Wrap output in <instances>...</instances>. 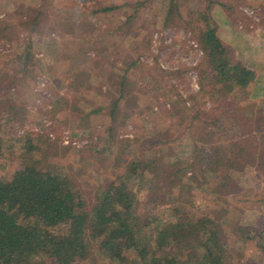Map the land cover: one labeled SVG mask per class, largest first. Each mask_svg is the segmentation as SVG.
I'll return each mask as SVG.
<instances>
[{"label": "trees", "instance_id": "trees-1", "mask_svg": "<svg viewBox=\"0 0 264 264\" xmlns=\"http://www.w3.org/2000/svg\"><path fill=\"white\" fill-rule=\"evenodd\" d=\"M18 1L3 3L6 7L0 12V36L15 28L14 21L22 16L36 24L44 21V17L49 18L57 27L51 38L39 42L42 50L35 53L31 65L30 53L23 42L18 52L19 68L13 71L0 66V264H95L97 252L116 264H233L234 243L239 236L249 235L250 228L244 224L230 225L225 219L229 208L223 206L226 202L217 193L238 186L239 171L232 164L245 148L240 141L247 145L250 142L244 137L240 141L207 144L192 141L190 153L183 160L172 144L156 135L147 136L150 143L136 140L142 126L157 131L158 123L161 126L158 130L167 125L175 102L183 96L181 88L187 85L186 67L160 70L157 65L144 62L152 53L150 37L156 30L152 24L147 25L151 22L148 0H94L87 20L98 26L109 23L110 30L84 38L61 29L62 20L71 13L72 0H56V8L50 15L42 6L44 0H31L23 9L16 6ZM184 2L187 0H167L165 16L174 8L184 16ZM238 2L235 12H231L234 10L231 5H225L227 11H221L225 17L216 18L210 5L196 11L203 47L196 66L198 92L201 81L206 80L243 93L254 88L257 69L235 57L225 40L229 22L237 24L244 16L256 21L244 7L259 14L258 28L264 36V0ZM236 13L242 16L238 19ZM183 30L192 32L187 26ZM14 32L20 34L17 29ZM133 39L135 42L126 46V50L135 56L120 53L125 47L122 45ZM179 41L176 35L172 44ZM106 42L110 47L105 49ZM260 45L263 46V41ZM116 61H121V69L113 67ZM40 74L65 83L73 79L91 82L97 95L108 86H119L118 96L108 112L81 109L70 103L69 135L85 138L83 145L51 138L50 123H45L38 110H17L14 96L23 95V91L16 90L17 84L25 78L22 89L35 100L33 80ZM166 86L173 87L175 92L160 102L156 92ZM129 107L134 110L123 123L124 111ZM193 115L219 129L228 123L218 116L213 118L211 111L202 108H194ZM35 121L44 133L42 137L27 135L33 130H26V123ZM99 143L105 150L122 156V171L118 174L113 171L110 177L99 172L97 180L73 179L69 162L78 163L84 151H94ZM237 146L241 148L235 150ZM155 164L162 166L159 171L164 174L160 185L154 184L151 173ZM8 166L13 170L3 171ZM134 172L139 178L148 175V189L153 191V198L164 194L158 210L140 212L136 188L120 180ZM186 188L202 197L209 196L213 202L211 209L205 212L199 204H189L191 195ZM220 208L226 211L225 218L217 216ZM258 234L264 259V231ZM130 251L135 252V258L129 257Z\"/></svg>", "mask_w": 264, "mask_h": 264}, {"label": "rangeland", "instance_id": "rangeland-1", "mask_svg": "<svg viewBox=\"0 0 264 264\" xmlns=\"http://www.w3.org/2000/svg\"><path fill=\"white\" fill-rule=\"evenodd\" d=\"M7 1V0H6ZM5 0H0V12L5 11ZM11 1V0H8ZM31 0H19L16 6L23 9L25 4H28ZM35 1V0H33ZM94 0H72V9L68 18L62 20L61 29L74 34L80 38H84L90 34H94L97 31L103 33L109 32L110 25L105 23L102 26H98L95 23L87 20V12L91 10V4ZM126 1V0H120ZM130 1V0H127ZM245 0H241L243 2ZM148 13L151 19L149 24H152V29H167L169 33L174 35L181 34L183 27H190L191 33L194 34V38L201 44L199 29L201 28L200 20L197 18V10L204 8L206 5H210V11L216 18L225 17V5H231L235 12L236 6L239 4L238 0H187L182 4V11L184 16L178 14L177 10H174L168 15L166 14L167 0H148L147 1ZM33 3V2H32ZM29 3V4H32ZM56 0H44L42 6L46 10L47 15H50L55 9ZM234 5V6H233ZM15 6V7H16ZM225 9V10H224ZM223 13H222V12ZM255 16L259 18V14L255 13ZM238 19L242 16L236 13ZM190 18V19H188ZM234 18V17H231ZM252 18V17H251ZM261 18V16H260ZM187 20L192 21L190 24ZM15 28H12L6 33H2L0 36V66H4L7 70L13 71L19 68L18 64V52L25 42L27 50L30 55L28 63L31 65L36 58L35 53H39L42 47L39 45L40 41L51 38L53 31L57 27V24L53 20L44 17V21L36 24L33 19L22 16L15 21ZM233 22L235 20L233 19ZM240 23L242 26H240ZM95 25V29H89V25ZM56 26V27H55ZM248 27L246 29H242ZM259 20L251 21L247 17H241L237 24H228V37L225 40V44L230 49L231 53L235 57L246 60L250 65L255 67L261 74L259 75L262 80L263 75V46L260 42L263 41V35L259 30ZM18 30L20 34H16L15 30ZM123 36L124 33L120 32ZM42 39V40H41ZM39 40V41H37ZM134 40V39H133ZM134 41H129L127 45H122L124 48L119 52L134 55L130 51L126 50V46H132ZM145 45H148V37L144 41ZM259 45V46H258ZM110 44L106 42L105 49L109 48ZM202 47V46H201ZM134 48V47H133ZM203 48V47H202ZM235 52V53H234ZM135 56V55H134ZM254 56V57H253ZM35 62V61H34ZM35 64V63H34ZM121 61L113 62V67L117 69L122 68ZM20 73L19 75L22 76ZM42 75H37L34 78V88L37 86L36 98L31 100L30 96L26 93L25 78H22V82L17 84L16 90L22 94L14 96L15 106L18 111H24L25 109H36L38 114H41L45 119L50 120L49 129L54 131L55 138H57L62 130L69 132L70 125V103L77 104L81 109H100L101 112H108L117 98L119 93V86L113 85L104 88L100 95H97L92 90L91 82H85L77 79L68 80L66 83L63 80L49 78L44 82V86L41 87L39 81ZM173 87H164L156 92V96L160 102H163L165 98H168L174 92ZM181 92L185 94L182 98L175 102L173 110L169 114V121L166 126L158 130L160 124L158 123L157 131L152 130L149 126L145 125L141 128L140 137L137 136L136 140L142 143H150L148 135H156L159 140H165L166 143L172 144L175 147L177 155L183 160L190 153L192 141L207 144L217 143L226 140H239L240 138L246 139L250 143L244 144L245 148L238 153L237 158L234 160L232 166L239 171L236 179L238 186L229 188L224 191H219L217 197L224 200L226 206L229 208L227 213L223 209H219L217 216L225 218L227 216L230 225L237 226L238 224L247 225L250 228L249 235L246 237L239 236L234 243V250L232 251V263L233 264H264L263 250L261 249L262 242L259 240L258 232L264 231V96L252 97L248 92H239L235 89H227L225 85L216 83L215 81L206 80L201 81V91L189 92L188 87L181 88ZM189 93V97L186 96ZM189 98V99H188ZM38 99V101H36ZM189 103H187V100ZM130 104V103H129ZM128 104V105H129ZM194 108H202L212 112V117H219L222 120H228L224 126L219 129L214 126H209L200 117H194ZM133 108L129 107L124 111L123 123L129 113L133 112ZM44 119V120H45ZM3 121V120H2ZM0 120V128H1ZM232 123V124H231ZM25 129L33 130L29 131L27 135H38L42 137L43 131H39V125L35 123H26ZM231 125V128L229 129ZM161 127V126H160ZM16 132V130H15ZM156 133V134H154ZM251 135V136H250ZM99 143L98 147L94 151H84L82 159L78 163L69 162L70 172L73 179L82 181L84 178L98 179V173H102L104 176L110 177L113 173H120L122 164V156L120 154L105 150V148ZM127 146V145H126ZM241 148V146L235 147ZM144 149V148H143ZM131 151V150H130ZM149 153V152H148ZM233 155V154H232ZM231 155V156H232ZM74 161L77 160V156H73ZM65 160V158H64ZM20 166V163L18 164ZM139 168H142L141 166ZM152 175L154 176V184L160 185L163 183L164 174L159 171L162 168L161 165L155 164L151 166ZM13 170L12 166H8L3 171L10 172ZM136 172V171H135ZM124 176L120 180H125L127 184L135 187L137 200L139 202V210L144 213L148 209L158 210L160 208V200L165 199L163 193H159V197L153 198V191L148 189L147 177L143 175L137 177L135 175ZM159 172V175L156 176ZM94 173V174H93ZM129 178L126 179V178ZM132 177V178H131ZM149 178V177H148ZM176 179V178H174ZM91 181V180H90ZM93 190V189H92ZM185 191L191 195L189 204H199L203 209L202 211L208 212L211 209L213 202H210L208 197H202L199 193L186 188ZM157 193V191H154ZM213 196V193L211 194ZM96 196V195H93ZM225 214V215H224ZM129 257L135 258V252L130 251ZM95 264H116L104 255L97 252V263Z\"/></svg>", "mask_w": 264, "mask_h": 264}, {"label": "built area", "instance_id": "built-area-1", "mask_svg": "<svg viewBox=\"0 0 264 264\" xmlns=\"http://www.w3.org/2000/svg\"><path fill=\"white\" fill-rule=\"evenodd\" d=\"M244 10L255 19H258L251 8L244 7ZM178 36L180 41L175 42L173 45L172 42L175 37L173 32L169 33L167 29L154 30L150 37V48L152 53L144 59V62L151 65L155 64L160 70L175 69L180 66L186 67L187 85L185 87H188L189 92H198L200 81L196 66L203 55V49L192 36L190 30H183ZM40 75H42V78L39 83L42 87L45 85L44 82L48 80V77L44 74ZM34 90L37 91V86ZM182 95L185 96L183 93ZM186 96L189 97V93H186ZM36 101H38V99ZM187 103H189L188 100ZM45 123L49 124L50 120L45 119ZM49 135L51 138L55 139L54 131L50 130ZM57 138L62 143H71L75 146H81L87 141L85 138H72L66 130H62Z\"/></svg>", "mask_w": 264, "mask_h": 264}, {"label": "crops", "instance_id": "crops-1", "mask_svg": "<svg viewBox=\"0 0 264 264\" xmlns=\"http://www.w3.org/2000/svg\"><path fill=\"white\" fill-rule=\"evenodd\" d=\"M95 25L90 24L89 29H95ZM260 56H263V62H264V36H263V54ZM254 57V56H253ZM252 66V65H251ZM264 66V63H263ZM261 73H258L257 80L255 82L253 90L249 93V95L252 97V94L255 95L254 97H261L262 95L264 96V70H263V75H262V80H260L259 75Z\"/></svg>", "mask_w": 264, "mask_h": 264}]
</instances>
